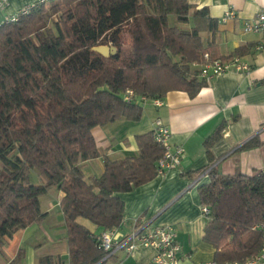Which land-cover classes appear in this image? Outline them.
<instances>
[{"label": "trees", "instance_id": "1", "mask_svg": "<svg viewBox=\"0 0 264 264\" xmlns=\"http://www.w3.org/2000/svg\"><path fill=\"white\" fill-rule=\"evenodd\" d=\"M43 8L0 28V246L43 218L39 198L56 188L69 263L105 264L97 234L78 219L101 231L119 227L120 194L157 175L163 149L151 131L138 135L137 155L103 157L102 174L87 181L82 162L99 155L92 128L139 120L140 97L163 98L173 90L194 96L203 85L195 64L240 56L244 48L220 55L200 35L216 21L188 0H53ZM100 44L116 53L105 57L91 49ZM127 90L132 100L123 98ZM259 144L252 139L243 148ZM208 174L210 181L198 187L208 208L203 240L216 264L243 263L260 248L261 235L251 228L264 222V169L221 175L210 168ZM52 262L47 256L39 264Z\"/></svg>", "mask_w": 264, "mask_h": 264}, {"label": "crops", "instance_id": "2", "mask_svg": "<svg viewBox=\"0 0 264 264\" xmlns=\"http://www.w3.org/2000/svg\"><path fill=\"white\" fill-rule=\"evenodd\" d=\"M29 1L8 0L0 19ZM188 1L205 7L208 16L216 21L213 31H200L202 39L215 44L220 55L243 47L238 57L249 69L229 70L209 82L203 81L192 97L173 90L165 94L161 106L145 101L137 121L120 118L93 127L91 133L99 155L82 162L81 168L84 179L89 181L102 174L103 157L121 160L137 155L136 136L150 132L155 118H160L170 129L171 145H181L184 155L176 167L120 194L124 210L118 230L127 235L135 227L171 225L180 245L175 264H216L213 247L203 240L208 218L200 210L198 187L210 181V168L221 175L253 174L264 169V32L242 29V22L264 7V0ZM228 9L235 15L222 21ZM259 45L262 47L257 48ZM217 129L221 131L220 137L206 145L205 140ZM252 139L260 144L243 148ZM61 197L62 192L56 188L40 196L43 218L17 230L0 246V264H39L47 256L53 258L52 264H70L66 227L59 207ZM78 222L95 234L101 232L86 219L80 218ZM18 253L19 260L14 263ZM154 254L152 247L120 249L109 255L105 264H153Z\"/></svg>", "mask_w": 264, "mask_h": 264}, {"label": "built area", "instance_id": "3", "mask_svg": "<svg viewBox=\"0 0 264 264\" xmlns=\"http://www.w3.org/2000/svg\"><path fill=\"white\" fill-rule=\"evenodd\" d=\"M51 1L53 0H31L26 2L15 13L6 15L0 19V28L3 24L16 22L21 16ZM7 5L8 0H0V12L4 11ZM234 15V11L228 9L223 13L221 20L225 21ZM242 29L244 32H264V7H261L253 16L245 19L242 22ZM260 47L262 46L259 45L257 48ZM207 56L208 55L205 53L204 58H207ZM195 66L199 69V77L205 82H209L213 77L229 70L246 71L249 69V65L238 56L226 60L214 59L204 64H195ZM123 98L127 101L132 100L134 98L133 91L127 90ZM140 100L143 103L145 101H150V103L156 107L161 106L163 102L162 98L146 99L145 97H140ZM151 134L154 141L163 149V155L155 162L157 175H162L167 170L176 167L180 163L184 155V149L181 145H171L170 129L160 118H155ZM200 210L202 214L207 215V206L202 205ZM251 229L258 231L261 235L260 248L255 255L239 264H257L259 262H264V222L253 225ZM96 240L99 247L105 253L104 258L120 249L132 251L139 247H152L155 250L153 264H175L180 252V245L176 240V232L171 225L162 224L153 227H135L131 233L127 235H123L118 230V227H114L98 233L96 235ZM197 264L214 263L201 262Z\"/></svg>", "mask_w": 264, "mask_h": 264}, {"label": "water", "instance_id": "4", "mask_svg": "<svg viewBox=\"0 0 264 264\" xmlns=\"http://www.w3.org/2000/svg\"><path fill=\"white\" fill-rule=\"evenodd\" d=\"M93 51L100 53L101 55L107 57L116 53V48L113 45L100 44L93 46L91 48Z\"/></svg>", "mask_w": 264, "mask_h": 264}, {"label": "rangeland", "instance_id": "5", "mask_svg": "<svg viewBox=\"0 0 264 264\" xmlns=\"http://www.w3.org/2000/svg\"><path fill=\"white\" fill-rule=\"evenodd\" d=\"M51 2H48L47 4H45L43 9L49 10ZM58 17H59V13H56V14L53 15L54 19H58ZM123 41H124L123 48H127L128 44H129V42H128L129 41V37L126 34H123ZM32 172L33 171H31V178L35 181V175H33Z\"/></svg>", "mask_w": 264, "mask_h": 264}]
</instances>
